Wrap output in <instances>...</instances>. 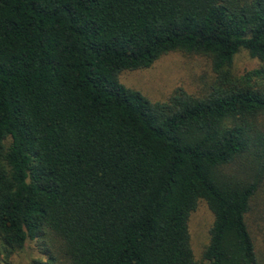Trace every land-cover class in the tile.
Wrapping results in <instances>:
<instances>
[{
  "label": "trees",
  "instance_id": "obj_1",
  "mask_svg": "<svg viewBox=\"0 0 264 264\" xmlns=\"http://www.w3.org/2000/svg\"><path fill=\"white\" fill-rule=\"evenodd\" d=\"M176 50L210 58L203 93L120 82ZM27 240L32 264H264V0H0V260Z\"/></svg>",
  "mask_w": 264,
  "mask_h": 264
},
{
  "label": "rangeland",
  "instance_id": "obj_2",
  "mask_svg": "<svg viewBox=\"0 0 264 264\" xmlns=\"http://www.w3.org/2000/svg\"><path fill=\"white\" fill-rule=\"evenodd\" d=\"M260 61L241 49L233 59L235 73L258 67ZM215 74L209 57L201 54L170 51L159 56L149 67L124 70L119 80L126 87L138 90L152 102L165 101L178 88L187 93L199 95L213 82ZM213 214L205 201H200L189 217L191 248L196 259L201 258L204 245L209 239ZM35 259H44L37 245L27 240L24 247L15 252L9 260L0 264H32Z\"/></svg>",
  "mask_w": 264,
  "mask_h": 264
}]
</instances>
